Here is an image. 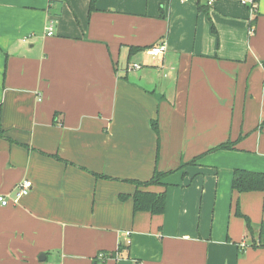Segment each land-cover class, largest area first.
<instances>
[{"label":"crops","instance_id":"obj_1","mask_svg":"<svg viewBox=\"0 0 264 264\" xmlns=\"http://www.w3.org/2000/svg\"><path fill=\"white\" fill-rule=\"evenodd\" d=\"M242 1L0 0V197L33 184L0 202V264H264V192L232 188L264 173V0ZM155 171L165 212H135Z\"/></svg>","mask_w":264,"mask_h":264},{"label":"trees","instance_id":"obj_2","mask_svg":"<svg viewBox=\"0 0 264 264\" xmlns=\"http://www.w3.org/2000/svg\"><path fill=\"white\" fill-rule=\"evenodd\" d=\"M259 2V1H258ZM156 45L151 47H147L143 50H150L154 48ZM137 51L141 49H135ZM153 128L159 134L158 124L154 121L152 123ZM234 147V144L231 142H227L219 145L211 152L221 151V150H230ZM210 152V153H211ZM196 160V159H195ZM169 173H161L155 171L154 176L147 182H137L135 184L137 186L136 193L133 196L134 200V211L135 212H150L153 215H162L165 212L166 208V193H154L145 191L143 189L149 188L150 186L155 185H163V179ZM232 188L234 191L238 193H246V192H264V173L261 172H251L246 170H236L233 176ZM128 198L126 196H122V199ZM237 215L245 218L247 226L252 227L250 220L245 217L240 211H237ZM262 231L264 236V224L262 225ZM260 246L264 247V239L261 240Z\"/></svg>","mask_w":264,"mask_h":264},{"label":"built area","instance_id":"obj_3","mask_svg":"<svg viewBox=\"0 0 264 264\" xmlns=\"http://www.w3.org/2000/svg\"><path fill=\"white\" fill-rule=\"evenodd\" d=\"M188 1V0H186ZM214 0H209L208 4L212 5ZM259 0H243L242 3L245 5H248L250 8V12L254 15L257 10ZM47 35L52 36L54 32V24L53 22H50L46 29ZM166 48L164 44H159L155 46L154 48L148 50L149 54L152 56H162L165 52ZM140 65L134 64L130 67V70H140ZM33 184L30 181H23L16 185L13 194L10 196H1L0 202L3 206H8L10 204V201H12L14 204H17L20 199L27 196L30 191L32 190Z\"/></svg>","mask_w":264,"mask_h":264},{"label":"water","instance_id":"obj_4","mask_svg":"<svg viewBox=\"0 0 264 264\" xmlns=\"http://www.w3.org/2000/svg\"><path fill=\"white\" fill-rule=\"evenodd\" d=\"M44 257V256H43ZM42 258V257H41Z\"/></svg>","mask_w":264,"mask_h":264}]
</instances>
